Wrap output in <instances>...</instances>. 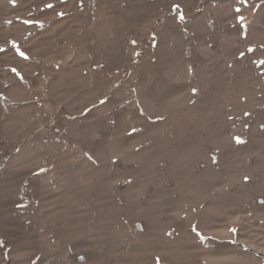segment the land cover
Here are the masks:
<instances>
[{"label":"rangeland","instance_id":"1","mask_svg":"<svg viewBox=\"0 0 264 264\" xmlns=\"http://www.w3.org/2000/svg\"><path fill=\"white\" fill-rule=\"evenodd\" d=\"M0 264H264V0H0Z\"/></svg>","mask_w":264,"mask_h":264},{"label":"snow or ice","instance_id":"2","mask_svg":"<svg viewBox=\"0 0 264 264\" xmlns=\"http://www.w3.org/2000/svg\"><path fill=\"white\" fill-rule=\"evenodd\" d=\"M49 7H51V5H49ZM20 55L23 57L24 56V54L23 53H20ZM26 58V57H25Z\"/></svg>","mask_w":264,"mask_h":264}]
</instances>
